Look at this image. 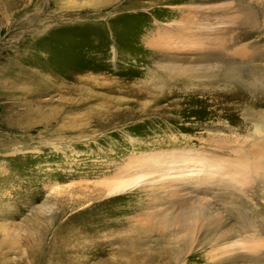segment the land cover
<instances>
[{
  "label": "rangeland",
  "instance_id": "374dc122",
  "mask_svg": "<svg viewBox=\"0 0 264 264\" xmlns=\"http://www.w3.org/2000/svg\"><path fill=\"white\" fill-rule=\"evenodd\" d=\"M172 1L0 0V264H264V77L162 76L172 10L236 0ZM242 45L264 75V26Z\"/></svg>",
  "mask_w": 264,
  "mask_h": 264
},
{
  "label": "bare ground",
  "instance_id": "6f19581e",
  "mask_svg": "<svg viewBox=\"0 0 264 264\" xmlns=\"http://www.w3.org/2000/svg\"><path fill=\"white\" fill-rule=\"evenodd\" d=\"M150 1L158 2V3L176 2L172 0H150ZM210 1L211 0H197V2L200 3L202 2L209 3ZM172 12L174 14L171 16H173L174 18H176L178 14L183 15V12L184 14L186 12L191 13L192 17L189 15L190 16L189 18L186 17V19L184 20H179L175 22V25L172 28L175 30L174 32L176 33H169L168 35L170 37L169 43L173 45L172 47H178L180 44V47L177 48V50L176 49L171 50L167 46L165 47L163 43H166L167 42L166 40H164V42H160L159 40L153 42L159 47L160 50L159 52H161V61L160 64H158V68L162 71L163 73L162 76L164 75L169 80L175 79L177 77L186 80H191L192 78L204 79V77L210 78L213 77L214 75L216 76L218 72L219 74L216 77H220V71L225 70L222 74L223 82L225 84H228V86H230V84L232 83L233 84L232 88L238 89L240 93L242 91L241 89L242 86H248L247 80H249V78L253 79L255 76L260 77L261 75L262 77H264L260 66H258L252 68L250 72H248L249 74L246 80H244L240 74L237 76L236 79L234 78L237 73L235 68L236 61L234 62V60L236 59L240 60L238 58L239 57L242 58V56L247 52V51L244 52L243 45H242L243 47L240 48V51L238 52L234 51V47L235 45H238L239 42L241 43L242 41L247 39V37L252 36V34L258 33L261 27L264 26V0H247V1L236 0L235 3H233L229 7L225 6L223 8L216 10V12H212L211 10L205 12L204 10L198 9V7H195L194 5L193 7L188 6V7L176 8L172 10ZM214 14H218L217 17L219 16L223 17L225 19L224 22L227 25L218 22L216 23L217 26L215 27V29L212 30L211 29L212 25L207 23V21H209L211 16ZM202 21H206V22H202ZM166 29H171V26H166L164 30ZM182 35L184 37L191 38V40L195 38L197 39L198 35H204L206 36L208 42L201 43V46H198L199 55L197 57L192 55L176 56L177 54L175 53H177L179 49L181 50L180 53L182 54L186 53V51H190L194 53L193 50H195V48L193 50H190L191 48L188 49L189 48L188 47L186 49L184 47L185 44H187V41L184 38H182L181 42L179 41V37H181ZM193 41L195 42V40ZM255 49L257 50V47H255ZM164 51L166 52L169 51V53H166ZM256 52L259 55L254 54L255 60L258 61L259 59H261V53L258 50ZM246 93L243 92L242 95L246 96L245 95ZM254 127H255L254 136H252L251 139L254 142L253 145H251L252 147L255 148L253 149L254 153L250 155L248 153V155L246 154L245 157L246 158L248 157V160H256L257 162L255 161L248 165V170H247L248 173L249 172L251 173L253 170H255L256 165H258L260 162L258 160H264V115L259 117V124H255ZM190 211H191L190 213L192 214V216L195 217V219L199 217L197 215H201L202 213V210H199L198 208L195 207L193 208V210ZM191 222L192 221H187V223H191ZM124 245H126L124 251V253L126 254L132 253V250L135 251L140 247L139 243L137 242H128V245L127 244ZM253 249L254 248H252V250ZM141 251L139 252L142 253V261L140 264H151L154 259L153 256H151L152 254ZM247 259L249 260V262H253L252 264H257L258 261H262L259 258H256L255 260L253 259L250 260V258ZM46 264H51V263L46 262ZM132 264L135 263L132 262Z\"/></svg>",
  "mask_w": 264,
  "mask_h": 264
}]
</instances>
